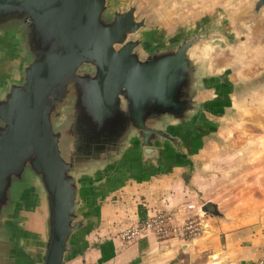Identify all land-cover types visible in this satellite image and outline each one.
Wrapping results in <instances>:
<instances>
[{"label":"water","instance_id":"obj_1","mask_svg":"<svg viewBox=\"0 0 264 264\" xmlns=\"http://www.w3.org/2000/svg\"><path fill=\"white\" fill-rule=\"evenodd\" d=\"M241 3L248 26L264 22V0ZM215 24L149 42L137 4L0 0V264H71L108 183L193 166L192 145L244 85L216 69ZM200 211L226 220L215 202Z\"/></svg>","mask_w":264,"mask_h":264},{"label":"crops","instance_id":"obj_2","mask_svg":"<svg viewBox=\"0 0 264 264\" xmlns=\"http://www.w3.org/2000/svg\"><path fill=\"white\" fill-rule=\"evenodd\" d=\"M251 43L248 70L234 64L233 73L238 83L248 84L242 92L248 104L238 102L234 110L257 119L264 113V43ZM183 171L180 162L169 159L162 168H135L108 183L89 208L98 226L86 234L82 254L73 263L264 264V213L256 218L241 213L233 219H207L205 231L193 240L177 233L168 238L148 235L130 244L120 239L123 230L157 212L169 213L179 229L187 218L180 216L183 210L196 208L191 203L192 183L182 179ZM247 207L253 211L256 206Z\"/></svg>","mask_w":264,"mask_h":264},{"label":"rangeland","instance_id":"obj_3","mask_svg":"<svg viewBox=\"0 0 264 264\" xmlns=\"http://www.w3.org/2000/svg\"><path fill=\"white\" fill-rule=\"evenodd\" d=\"M111 2L117 7H126L130 4L139 6L141 15L148 16L154 27L147 36L149 42L154 39L168 41L187 30L197 31L207 26H215V23L220 24L221 17L227 39L223 41L216 39L212 43L217 70L230 69L233 74L234 64L238 69L241 66V69L248 70L250 50L252 51L251 41L264 43V22L258 21L253 27L248 26L251 17L248 15V6L244 3L231 6L230 0H111ZM236 79L237 77L232 75V82L237 83ZM247 85H242V95L236 97L230 94L225 97L224 103L216 108L215 115L211 116L210 125L192 145V155L196 156L195 160L192 158L193 166L189 167L179 161L184 168L183 172L191 176L185 179L182 175V179L189 184L192 183L191 203L196 207L194 209L188 207L180 216L197 223L203 219V231L207 226L205 220L212 218L202 214L200 208L208 202L217 203L226 219H233L241 213L256 218L264 213V113H258L255 119L246 115L245 111L240 116V112L234 110V105L238 102L248 101L247 96L242 93L245 88L247 89ZM254 205L256 207L253 211L247 207ZM159 214L172 217L167 212H157L151 217ZM186 240L192 239L187 236ZM81 254L82 252L79 255ZM73 262L74 260L71 264H75Z\"/></svg>","mask_w":264,"mask_h":264},{"label":"built area","instance_id":"obj_4","mask_svg":"<svg viewBox=\"0 0 264 264\" xmlns=\"http://www.w3.org/2000/svg\"><path fill=\"white\" fill-rule=\"evenodd\" d=\"M195 224V226H193ZM176 229L172 224V218L169 215L159 214L136 222L127 229L123 230L119 237L124 243H133L148 235H154L158 238H168L177 233L180 238L186 240L189 236L192 240L203 232L202 222L185 220L183 224Z\"/></svg>","mask_w":264,"mask_h":264}]
</instances>
